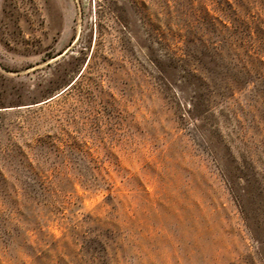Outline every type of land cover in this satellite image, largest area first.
<instances>
[{"label":"rangeland","instance_id":"obj_1","mask_svg":"<svg viewBox=\"0 0 264 264\" xmlns=\"http://www.w3.org/2000/svg\"><path fill=\"white\" fill-rule=\"evenodd\" d=\"M226 165L264 199V0H0V264H264Z\"/></svg>","mask_w":264,"mask_h":264},{"label":"trees","instance_id":"obj_2","mask_svg":"<svg viewBox=\"0 0 264 264\" xmlns=\"http://www.w3.org/2000/svg\"><path fill=\"white\" fill-rule=\"evenodd\" d=\"M209 59L213 62L215 60L212 56L210 57V55ZM203 62L208 69L212 68L206 63V61ZM162 72H164L163 69ZM224 170V176L240 204L244 218L252 234V238L258 243V245H260V247L264 248V234L261 231V227L264 226V199L260 191L255 189L251 177L247 175V173L241 171L240 168L237 167L239 175H237L234 169L228 165L225 166ZM237 177L239 179H244L247 182V185L243 186L242 190L238 188V183H236ZM245 198H248V201L245 200Z\"/></svg>","mask_w":264,"mask_h":264}]
</instances>
